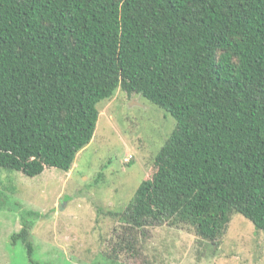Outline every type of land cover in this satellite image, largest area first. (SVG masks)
<instances>
[{"label":"trees","instance_id":"16d2710c","mask_svg":"<svg viewBox=\"0 0 264 264\" xmlns=\"http://www.w3.org/2000/svg\"><path fill=\"white\" fill-rule=\"evenodd\" d=\"M118 89L176 120L154 163L185 193L116 217L213 239L239 213L264 231V0H0V168L69 171ZM30 228L12 239L32 255Z\"/></svg>","mask_w":264,"mask_h":264},{"label":"rangeland","instance_id":"374dc122","mask_svg":"<svg viewBox=\"0 0 264 264\" xmlns=\"http://www.w3.org/2000/svg\"><path fill=\"white\" fill-rule=\"evenodd\" d=\"M98 108L94 138L69 171L50 168L29 177L0 168V264H111L114 258L120 264H264V231L239 213L225 235L213 239L184 222L138 226L116 217L126 209L134 212L143 203L138 199L167 204L185 193L179 181L163 179L154 163L176 120L122 89ZM144 182V196L137 197ZM171 183L168 199L161 201ZM164 208L174 221L176 213ZM24 221L31 225L32 255L12 239ZM124 237L133 247L116 249Z\"/></svg>","mask_w":264,"mask_h":264}]
</instances>
